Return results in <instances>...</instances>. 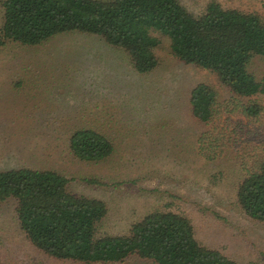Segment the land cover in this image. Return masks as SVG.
Here are the masks:
<instances>
[{
  "label": "rangeland",
  "instance_id": "obj_1",
  "mask_svg": "<svg viewBox=\"0 0 264 264\" xmlns=\"http://www.w3.org/2000/svg\"><path fill=\"white\" fill-rule=\"evenodd\" d=\"M180 1L198 15L213 0ZM215 1L264 17V0ZM156 55L155 70L140 74L123 49L97 35L62 33L35 46L0 35V170L65 175L70 191L106 203L99 235L128 234L148 213L171 209L192 219L201 244L239 264H264V222L236 201L240 180L264 154V114L245 117L240 105L249 98H236L213 72L178 60L168 38ZM249 69L260 79L264 57L255 56ZM201 82L217 94L207 123L190 109L191 90ZM82 127L104 132L113 153L76 158L69 135ZM16 208L13 197L0 202V264H155L136 255L108 263L49 256L30 242Z\"/></svg>",
  "mask_w": 264,
  "mask_h": 264
},
{
  "label": "trees",
  "instance_id": "obj_2",
  "mask_svg": "<svg viewBox=\"0 0 264 264\" xmlns=\"http://www.w3.org/2000/svg\"><path fill=\"white\" fill-rule=\"evenodd\" d=\"M0 35L23 45H40L56 35L80 32L100 36L123 49L134 69L154 71L156 49L169 39L178 60L216 74L250 119L264 114V75L250 71L255 56L264 57V17L210 1L194 15L180 0H2ZM192 115L210 122L217 109L216 91L207 83L190 93ZM72 154L86 161L109 157L112 140L94 128L69 135ZM240 180L236 201L248 216L264 222V154ZM90 182L96 183L94 179ZM69 178L49 169L0 170V202L17 200V216L30 242L57 259L86 263L120 262L130 256L155 264H239L199 242L192 219L180 211L155 210L131 225L128 234L99 235L108 208L104 201L69 190Z\"/></svg>",
  "mask_w": 264,
  "mask_h": 264
}]
</instances>
